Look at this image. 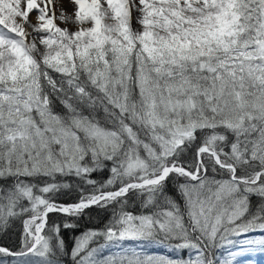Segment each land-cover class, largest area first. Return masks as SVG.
<instances>
[{
  "label": "snow or ice",
  "instance_id": "obj_1",
  "mask_svg": "<svg viewBox=\"0 0 264 264\" xmlns=\"http://www.w3.org/2000/svg\"><path fill=\"white\" fill-rule=\"evenodd\" d=\"M68 3L0 0V264L264 252V0Z\"/></svg>",
  "mask_w": 264,
  "mask_h": 264
},
{
  "label": "rangeland",
  "instance_id": "obj_2",
  "mask_svg": "<svg viewBox=\"0 0 264 264\" xmlns=\"http://www.w3.org/2000/svg\"><path fill=\"white\" fill-rule=\"evenodd\" d=\"M57 0H54V3H56ZM60 2L63 3L64 7L66 9H71V5L68 3V0H60ZM59 14V12L57 13ZM32 19L35 18V13L32 14ZM57 23L60 24V21L57 20ZM61 27H63V24H60ZM160 251H163V249H160ZM241 264H264V252H255L248 256H244L240 258Z\"/></svg>",
  "mask_w": 264,
  "mask_h": 264
},
{
  "label": "trees",
  "instance_id": "obj_3",
  "mask_svg": "<svg viewBox=\"0 0 264 264\" xmlns=\"http://www.w3.org/2000/svg\"><path fill=\"white\" fill-rule=\"evenodd\" d=\"M86 222H81L80 227L83 228Z\"/></svg>",
  "mask_w": 264,
  "mask_h": 264
}]
</instances>
